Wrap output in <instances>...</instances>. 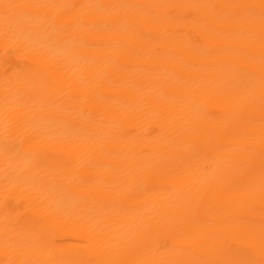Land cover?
<instances>
[{"label": "bare ground", "instance_id": "obj_1", "mask_svg": "<svg viewBox=\"0 0 264 264\" xmlns=\"http://www.w3.org/2000/svg\"><path fill=\"white\" fill-rule=\"evenodd\" d=\"M0 264H264V0H0Z\"/></svg>", "mask_w": 264, "mask_h": 264}]
</instances>
